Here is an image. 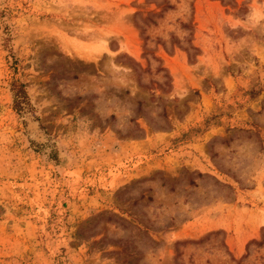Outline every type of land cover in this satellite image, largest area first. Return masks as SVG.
<instances>
[{
    "label": "rangeland",
    "instance_id": "1",
    "mask_svg": "<svg viewBox=\"0 0 264 264\" xmlns=\"http://www.w3.org/2000/svg\"><path fill=\"white\" fill-rule=\"evenodd\" d=\"M0 264H264V0H0Z\"/></svg>",
    "mask_w": 264,
    "mask_h": 264
},
{
    "label": "trees",
    "instance_id": "2",
    "mask_svg": "<svg viewBox=\"0 0 264 264\" xmlns=\"http://www.w3.org/2000/svg\"><path fill=\"white\" fill-rule=\"evenodd\" d=\"M170 8V7H169ZM13 86V90H14V94H13V108L16 111H23L25 110V108L28 107L29 102H28V97L27 94L24 90V85L23 84H19V83H15L12 85Z\"/></svg>",
    "mask_w": 264,
    "mask_h": 264
},
{
    "label": "bare ground",
    "instance_id": "3",
    "mask_svg": "<svg viewBox=\"0 0 264 264\" xmlns=\"http://www.w3.org/2000/svg\"><path fill=\"white\" fill-rule=\"evenodd\" d=\"M27 112V111H26ZM32 126V128H33V130H34V132H37L36 131V129H35V126L34 125H31ZM38 125H36V127H37ZM37 130H38V128H37ZM38 133H39V136H40V131L38 130ZM41 137V136H40ZM39 139V138H38ZM40 139H42L43 140V137H41Z\"/></svg>",
    "mask_w": 264,
    "mask_h": 264
},
{
    "label": "water",
    "instance_id": "4",
    "mask_svg": "<svg viewBox=\"0 0 264 264\" xmlns=\"http://www.w3.org/2000/svg\"><path fill=\"white\" fill-rule=\"evenodd\" d=\"M26 111H27V110H26ZM26 111L23 113L24 115L28 113V112H26Z\"/></svg>",
    "mask_w": 264,
    "mask_h": 264
}]
</instances>
